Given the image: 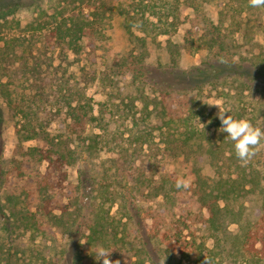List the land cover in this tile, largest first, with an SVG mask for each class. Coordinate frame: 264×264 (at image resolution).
<instances>
[{
    "label": "rangeland",
    "instance_id": "1",
    "mask_svg": "<svg viewBox=\"0 0 264 264\" xmlns=\"http://www.w3.org/2000/svg\"><path fill=\"white\" fill-rule=\"evenodd\" d=\"M6 1L18 0H0ZM22 4L13 13L0 14V171L4 169L10 178L16 176L20 165L17 160L28 148L51 149L56 153L57 149H76L86 159L87 165L82 167L89 174L98 173V180L104 178L95 183V201L110 212L103 228L91 225L96 233L89 245L86 238L78 241L85 234L72 235L70 225L65 226L69 232L58 230L55 237L49 225H34L33 230V225L21 222L0 223V264H43V257L50 252L52 264L61 258L63 264H102L96 255L98 245L113 252L112 261L121 256L128 264H132L130 261L152 264L153 258L159 264H204L205 257L210 264H264V148L242 171L235 165L239 161L236 156L233 164L225 160V152L216 151L226 133L220 131L219 107L215 106L219 104L227 115L247 118L253 125L264 128L261 81L246 86V75L225 78L223 74L203 89L192 86L194 89L189 90L187 82L191 75H186L207 68L208 63L221 65L222 54L235 65L253 71V67L260 69L264 61L260 55L264 44V7L252 8L248 0H23ZM130 17H136L137 23L129 27L133 20ZM142 18L158 23V33H143L136 26ZM74 23L84 26L76 42L66 35V29ZM207 26L219 29L218 34L226 43L222 53H216V47L208 53L207 40L211 36L207 31L205 34ZM129 29L136 37H146V44L131 37ZM201 34L206 42L199 46ZM68 41L75 43L68 45ZM171 44L179 50L176 67L172 65ZM135 55L142 57L137 68L145 70V86L139 82L141 77L135 79L133 75L136 67L131 60ZM144 55L147 57L143 58ZM165 81L171 87L162 97V91L156 88L166 85ZM178 84L185 90L175 92ZM142 87L145 94L140 90ZM73 112L80 117L93 115L97 121L72 126L71 120L69 127L59 131L63 138L54 139L58 135L54 113L68 117ZM156 114L161 117H155ZM102 117L107 125L99 122ZM189 118H195L190 120L192 124L210 138L205 137L203 145L215 144L214 160L222 167L206 162V158L198 167L207 164L201 170L202 179L208 184L205 189L214 197L216 194L223 197L219 203L226 210L225 221L205 224V209L190 208V203H183L184 199L168 191L147 200L138 193V201L129 202L130 212L136 214L135 220L141 221V213L145 215L152 210V218L146 220L148 225H133L125 218V210L120 209L119 183L110 176L115 167L108 161L112 155L97 150L101 144H96V135L103 136L104 132L101 141L105 143L107 135L111 141H121L129 131H138L139 135L143 130L151 131L147 136L150 147L148 144L131 147V150L137 147L140 154L136 166L145 165L143 178L158 185L174 172L171 175L183 177L190 184L198 173L193 166L198 154L194 152V140L183 142L184 132L190 128L184 120ZM26 135L34 138L25 140ZM161 139L180 144L182 153L175 157L168 155L169 152L162 151ZM70 163L63 168L58 161L56 169L49 167L47 161L41 165V173L49 172L51 177L46 181L47 192L40 191L41 184L32 188L40 199V211L49 209L60 215L66 204L69 208L68 187L77 183L81 166L80 162ZM230 171L233 179L239 173L244 178L223 193L217 182ZM101 184L108 189H102ZM148 185L147 182L145 186ZM20 186L17 193L22 200L26 186L21 182ZM22 201L16 206L20 214L34 205ZM86 201L84 198L83 202ZM134 207L138 210L132 211ZM64 219L69 218L65 215ZM124 222L128 225H123ZM57 227L62 229L63 225ZM139 227L143 230L142 239L135 237V228ZM92 233L86 231V235Z\"/></svg>",
    "mask_w": 264,
    "mask_h": 264
},
{
    "label": "trees",
    "instance_id": "2",
    "mask_svg": "<svg viewBox=\"0 0 264 264\" xmlns=\"http://www.w3.org/2000/svg\"><path fill=\"white\" fill-rule=\"evenodd\" d=\"M22 2L23 0L9 1V2L6 1V3L0 2V14L7 13V12L13 13L16 9H18L20 6L23 5ZM144 13L145 12H143V14ZM130 18L131 20L132 19L133 20L129 24V27L132 24L134 25L135 23H137L136 17H130ZM138 22L139 23L136 26L138 27L140 26L141 31L143 33H146L149 31L151 32V34L153 32L158 33V30H159V29L157 30V28H159L158 23H153V21L150 22L149 19L143 20V18L141 19V21L138 20ZM147 25L149 26L148 28H147ZM83 27L84 26H82L79 23H74L72 27L66 29V35L68 37L70 36L72 38V41L76 42V39L78 40L81 38V35L79 34L80 32L83 31ZM206 31H207V34L211 36L210 40L209 41L207 40V44L209 46L207 48L208 53H210L212 49H215V47L218 50L216 53H222L225 50L226 43L225 41L221 39L220 35L218 34L219 29L207 26V29H205V34H206ZM159 33L161 34V32ZM129 34L131 37H134L137 40L142 41L143 44H146V40H145L146 37L145 39L142 37H136L135 32L132 31L131 29H129ZM61 38L62 40H65L67 37H61ZM72 41H68L67 44L71 45L75 43ZM198 41H199V46H201L202 42H206L204 40V35L201 34L200 37L198 38ZM59 44L61 43L59 42ZM171 47H173L172 49L173 51L171 50L173 54V58H172L173 64L172 65L173 67H176L178 63V58H179V50H178V47L174 44L173 45L171 44ZM260 55L264 57V44L261 46ZM145 57L147 56L144 55L143 58ZM258 58H261V57H258ZM141 60H142L141 55L140 56L135 55L133 59L131 60V64L135 65L136 67V69L133 70V75L135 79H138V77L139 78L141 77V80L139 82L145 86L147 85V81H146L147 79L145 78V75H144L145 70L141 66H140V69L137 68V65L141 64L142 62ZM219 60L221 61L223 60L224 62L221 65H216L214 63H208L209 66L207 68H203V69L198 68L194 71L195 73L187 72L186 75H191L187 82L189 83V85H187L189 86L188 89L192 90L193 88L192 86H194L195 89L196 88H198L199 90L203 89V87L206 84L213 82V79L214 80L218 79L220 76L223 77V74H226L225 78L236 77V76L244 77V75H246L247 76L245 79L246 86L248 85L252 86L251 83H253V81H261L260 82L261 89L264 90V61L262 64H260L261 65L260 69H256L253 67L254 69L253 71L248 68L242 67V65H235L233 62L228 61L227 56L223 54L220 56ZM166 73L167 72L165 71V74ZM168 74H172V73H168ZM172 75L175 76V74H172ZM157 82L155 81V83ZM178 86H179V89H177V91L175 92H181L182 90H185V88L181 87L180 84H178ZM169 87H171L170 84L167 85L166 83V85L164 84L162 85V88H159V89L156 88V89L161 90L162 91L161 96L165 97L167 94V91L169 90L168 89ZM144 88L142 87L140 88V90L141 92L145 94L146 90ZM260 94L261 96H263L264 91H261ZM257 105H259L258 102H257ZM56 111H58V109ZM242 111L244 112L245 109H243ZM54 114H55L54 122H56L57 124V132H58V135L55 136L54 139L59 140V141L64 136L62 133H59V131H63L65 130V128L69 127L71 120L73 123L72 126L74 125L82 126L83 124L85 125V122L89 124V123L97 121V118L94 117L93 115H87L85 117H80L79 115L76 114V112H73L71 114L69 113L68 117H65V115L64 116L58 115V113H54ZM239 114L242 116L241 112ZM155 117H161V116L156 114ZM191 119L192 118H189L186 121L184 120L185 124L186 125L188 124L190 128H188L184 132L185 141L183 142L188 143L190 140L195 141L193 148L195 147L194 152H196L198 156L195 160L197 164L194 163L196 165H193V166L197 167L196 169L198 173L196 175V179L192 181L190 183V186L186 189L185 188L177 189L175 187L176 180L179 178V176L175 175L174 177V175H171L172 173L174 174V172H170L171 173L170 175L167 174V178L161 183H159L158 185H153V183H150L149 181H147L146 178L145 179L143 178L145 165L144 164L140 165V168L136 166L135 160L137 156L139 157L140 154L138 152L137 147L134 148L133 150H131V147L133 146L143 147L146 144H148L150 147V143L147 140V136L149 137V135L152 134L151 131L146 132L145 130H143L140 132V135L138 134V131L136 132L129 131L128 133H126L127 136L124 137V139H122L121 141L117 139L111 141L110 136L107 135L105 143L101 141L102 137H104V134H105L104 132H103V136L100 134L96 135L95 137L96 144H101L100 149L96 147L97 150L99 152L105 151V153L112 155V158L108 159V161L113 163L115 167H114V173L110 176H113L114 179L117 180L119 183L118 189L120 191L118 195V200H119V204L121 207L120 209L125 210L126 212L125 213L126 215H124L125 218L130 219L133 225H148L146 223V220L149 218H152L151 216L152 210L147 211L145 215H142L141 213V216H142L141 221L140 220L137 221L134 218L136 214H132L130 212V207H129L130 201L132 200L138 201L140 194H143L144 198H146L147 200L149 198L158 197V196H161L162 194H166L168 191H172L176 197L184 199L183 203L185 204L190 203L189 204L190 208L198 206V208L202 210L205 209L206 214H207L205 218V224L207 223V225H210L216 222H218L219 224H222L223 220L225 221L224 218L227 216L225 214L226 210L223 207H221L219 203L220 200L223 199V197L218 194H216V196L214 197L212 192L205 189V188H208V184L206 183V181H203L201 170L207 164L200 165V167H198L199 166L198 164L199 163L202 164V162H205L206 159H207L206 162H211V164H214V166H216L217 168H221L222 165H220V163H215L214 156L216 155V152L213 150V148L215 147V144L212 142H209L206 146L203 145L202 140L205 137L208 138L209 140L210 138L205 135V132L203 130L199 131L196 125L192 124L191 121L195 118H193L192 120ZM134 121H135L134 124H136L137 126L138 119H135ZM99 122H103L104 124L107 125L106 119L103 117L99 119ZM99 128L102 129V127L100 126ZM144 128H146V126ZM206 129L209 131V125H206ZM218 129H219V126H218ZM24 132L25 131H23V133ZM74 133L76 132H73V134ZM78 134H81V133H78ZM33 138H34L33 135L25 136V140H30ZM161 140H162L161 143H163L162 146H164L162 148L163 149L162 151L169 152L168 155H172L173 157H175V156L180 155V152L182 153L181 151L182 147L180 144L177 145L176 142L173 143L169 139H161ZM181 142L182 141H180V143ZM233 143L234 142H232L230 139L227 138V134H226L223 137L222 144L217 147L219 150H216L218 152L220 150H223L226 155L225 160L230 161L231 163H232V159L236 156L234 152ZM158 146H160V144H158ZM20 157H21V160L20 161L17 160V163L20 165L16 168V170H18L16 176L12 175L13 177L10 178L7 175V173L4 172V169L3 171H0V223L2 225H10V223L14 222V225H15L16 223L21 222V223H24L25 225H33V228H34L33 230H35L34 225H49V227L54 230L55 237H57L58 230H64V232H69L68 227H65V226L70 225V228H71L70 232L72 231L73 236H76L78 234H85V236L80 235L78 237L79 242H82L86 238V244L88 245L91 244L92 235L96 233V231L92 228L91 225H94L93 227L99 226L103 228V225H107L109 221V218L107 217L108 216L107 213H109L110 211L108 212V210H106L107 211L106 212L99 205H96L95 195H94L95 183L102 182L104 178H101V180H98L97 172L95 176L91 174V172L89 174L88 170L82 167V165H87L85 161L86 159L80 156V153L76 149H70V148L66 150L57 149V153H56V150H51V149L45 151L44 149H39L38 147L28 148L22 153ZM45 161H47L49 163V167L51 166L53 169L57 168L56 163H58V161L61 162V166L63 168H65V166L69 164L71 161L72 163H70V165H74V164L76 165L78 162L81 163V164L78 163L81 166H79V170H78L79 175H78L77 183L76 184L72 183L68 187L69 192L67 194H68V198L70 199V206L68 208L69 204H66L67 207H65L64 209H61L60 215L54 213L52 210H49V209L40 211L41 209L40 207H38L40 199H38V195L36 196L34 195L33 190H32L33 187L41 184L40 191L43 190L44 192H47L48 186L46 184H48V182L46 181L48 180V177H51V175L49 172H47L46 174L41 173V169H40L41 165ZM225 164L226 162H224L223 165ZM232 164L229 165L228 167L229 169H231ZM235 165L239 170L241 169V171L245 169L243 168V166H241L240 161H237V164ZM156 166H157V163H155V167ZM236 173H239V171H237ZM5 174H6V178L3 177V175ZM232 176L233 174L230 171L226 176H224V174L221 175L220 180L217 182L218 185L220 186V189L223 190V193L224 191L226 192L228 186H235V184H237L240 180L244 178L240 175V173L237 174L234 179ZM20 182L21 184L26 186V194L23 196L24 202H26V204L27 203L34 204L26 208L24 212L21 214H20V210L18 211L16 207L19 203L21 204L23 203L22 201L23 199L21 200V197L19 196V192L17 193V190H19L21 187ZM147 182L149 184L148 187L145 186ZM101 188L108 189L107 186L104 187L102 186V184H101ZM234 188L235 187H233V189ZM243 188L245 190V185L243 186ZM246 192H249V191H246ZM138 193L139 195H137ZM149 195H153V196H149ZM84 198H87L88 201L83 202ZM136 209L138 210L137 207H134L132 211ZM84 210H88L90 212L87 214H84L83 213ZM88 214L89 215L93 214L94 217L90 218ZM65 215L66 217L69 218L68 220L64 219ZM89 219H92L90 223H89ZM58 225L59 226L63 225L62 229H60V227L56 228V226ZM123 225H128V223L124 222ZM64 227L65 229H63ZM87 230H89L90 232L92 231L93 233L91 235H86ZM135 233H136L135 237L137 239L143 238V230L141 227L137 229L135 228ZM56 243L54 242L53 245L57 246ZM50 249H52L54 253L59 254V252L56 251L55 248H50ZM45 256L47 257H43L41 262L43 264H48V263L52 264L51 262L53 259L51 258L53 256L51 255V252L45 254ZM117 260L120 261V264H128L124 262V257L121 258V256H118L117 258L113 259V262ZM152 261H153L152 264H159V262L154 258L152 259ZM56 262H57L56 264H63V258L59 259ZM76 263H78V261H76ZM129 263L136 264L137 261L135 262L130 261Z\"/></svg>",
    "mask_w": 264,
    "mask_h": 264
},
{
    "label": "clouds",
    "instance_id": "3",
    "mask_svg": "<svg viewBox=\"0 0 264 264\" xmlns=\"http://www.w3.org/2000/svg\"><path fill=\"white\" fill-rule=\"evenodd\" d=\"M248 4L252 8H262L264 7V0H248ZM215 106L219 107L217 118L221 123L220 131L226 133L227 138L234 142L233 147L237 159L242 166H247L257 152L264 148V128L253 125L247 118L236 119L232 115H227L228 112L219 104ZM189 186V181L183 177L176 180L175 187L177 189H186ZM112 253L103 246H97L96 255L102 264H120L119 260L113 262L110 259ZM204 264H210L207 257H205Z\"/></svg>",
    "mask_w": 264,
    "mask_h": 264
}]
</instances>
